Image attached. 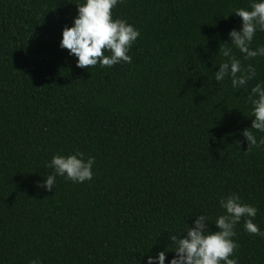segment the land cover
<instances>
[{
    "label": "trees",
    "instance_id": "obj_1",
    "mask_svg": "<svg viewBox=\"0 0 264 264\" xmlns=\"http://www.w3.org/2000/svg\"><path fill=\"white\" fill-rule=\"evenodd\" d=\"M82 2L0 0V264H144L173 251L170 237L199 215L217 231L219 200L233 194L257 208L264 233V145L241 135L264 57L230 46L256 77L240 89L214 77L241 27L234 11L254 0H121L113 19L140 36L131 63L110 68L77 67L59 47ZM76 152L95 158L91 181L37 186L53 156ZM245 219L230 258L264 264V236L245 231Z\"/></svg>",
    "mask_w": 264,
    "mask_h": 264
},
{
    "label": "clouds",
    "instance_id": "obj_2",
    "mask_svg": "<svg viewBox=\"0 0 264 264\" xmlns=\"http://www.w3.org/2000/svg\"><path fill=\"white\" fill-rule=\"evenodd\" d=\"M120 2L121 0H83L77 6V14L71 26H66L61 31L59 44L61 49L67 50L70 57L76 59L77 67L90 68L99 64L100 67L110 68L121 62L131 63V56L127 53L140 32L126 20L113 19L111 10ZM234 15L240 18L241 27L239 30L229 31L231 43L222 44V55L227 59L220 63L214 77L217 82L229 77L231 87L240 89L256 77V69L251 64L242 67L241 60L232 54L230 46L238 49L245 60L264 57V46H257L255 49L250 47L256 32L264 31V0H254L250 11L239 8L234 11ZM105 52L110 54L106 55ZM248 99L251 101V115L254 119L250 128L241 135L249 145L260 147L264 145V137L257 140L252 130L264 133V83H257L252 87ZM94 164V157L85 159L81 152L67 156L55 155L48 163L53 173L47 176L43 184L37 186L52 191L58 176L75 183L91 181ZM219 206L224 214L215 219L217 231H210L206 226L208 217L199 215L191 227L186 225L183 238H180L181 235L170 237L175 245L173 251L165 248L155 256L146 254L144 264H165L166 254L169 252L174 255L167 264H238L236 258H230L238 248L233 239L236 236L235 226L242 217H248L244 221L245 231L264 236L253 223L258 210L252 205L241 203L240 197L235 194L221 198ZM30 264H40V261L33 260Z\"/></svg>",
    "mask_w": 264,
    "mask_h": 264
}]
</instances>
